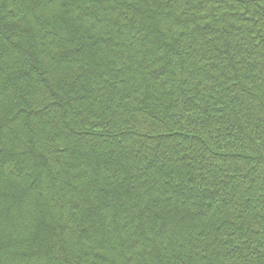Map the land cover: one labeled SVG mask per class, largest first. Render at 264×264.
<instances>
[{
    "label": "trees",
    "instance_id": "1",
    "mask_svg": "<svg viewBox=\"0 0 264 264\" xmlns=\"http://www.w3.org/2000/svg\"><path fill=\"white\" fill-rule=\"evenodd\" d=\"M0 264H264V0H0Z\"/></svg>",
    "mask_w": 264,
    "mask_h": 264
}]
</instances>
